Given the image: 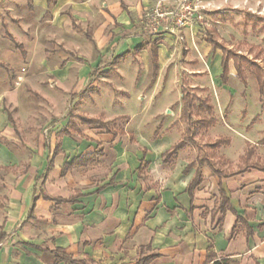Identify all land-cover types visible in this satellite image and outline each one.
Returning a JSON list of instances; mask_svg holds the SVG:
<instances>
[{
  "label": "crops",
  "instance_id": "crops-1",
  "mask_svg": "<svg viewBox=\"0 0 264 264\" xmlns=\"http://www.w3.org/2000/svg\"><path fill=\"white\" fill-rule=\"evenodd\" d=\"M38 2L53 5L40 23L61 36L81 35L73 31L67 10L93 13L97 5V0ZM154 2L101 0L118 32L130 30L122 5L131 13ZM139 42L126 38L121 49ZM19 46L21 51L0 49V64L9 69L0 68V264H67L54 251L84 264H138L148 258L146 264H264L263 168L213 174L188 169L180 153L165 162L174 148L171 139L149 141L133 122L136 115H128L118 134L98 126L70 131L65 93L51 99L56 100L51 108L38 92L41 100L22 88L26 78L17 73L28 66L27 50ZM58 57L53 76L78 94L83 67L61 52ZM96 117L87 120L99 121ZM130 132L136 133L133 140Z\"/></svg>",
  "mask_w": 264,
  "mask_h": 264
},
{
  "label": "rangeland",
  "instance_id": "rangeland-1",
  "mask_svg": "<svg viewBox=\"0 0 264 264\" xmlns=\"http://www.w3.org/2000/svg\"><path fill=\"white\" fill-rule=\"evenodd\" d=\"M38 1L0 0V49L25 45L28 66L17 73L26 78L22 88L41 100L38 92L51 108L56 104L51 99L65 93L68 105L62 113L68 130L82 131L89 127L83 119L98 115L118 134L128 115H136L133 122L149 141L171 139L176 150L167 161L180 153L188 169L208 168L220 175L264 169V99L259 93L262 88L264 94V0H190L191 10L185 12L180 10L185 0H154L131 13L122 5L130 24L126 32L116 30L119 25L97 0L93 13L65 12L79 36H61L41 24L53 5ZM171 13L184 15L186 27L173 29L177 16ZM148 17L159 31L144 30ZM212 32L219 37L216 49L207 42ZM130 37L140 42L121 49ZM60 52L83 67L78 94L70 86L64 90L52 74L60 66ZM223 53L229 59L225 86L220 80ZM123 114L127 117L116 118ZM256 123L263 125L260 130H253ZM135 136L130 132L132 140Z\"/></svg>",
  "mask_w": 264,
  "mask_h": 264
},
{
  "label": "trees",
  "instance_id": "trees-1",
  "mask_svg": "<svg viewBox=\"0 0 264 264\" xmlns=\"http://www.w3.org/2000/svg\"><path fill=\"white\" fill-rule=\"evenodd\" d=\"M46 2H47V4L49 5V4L51 3V0H46ZM212 36H214V33H213V32L209 34V37H210L211 40L208 38V39H207V40H208L207 42H208V44L211 46V49H214V48L216 49V48H217V47H216V43H217L216 39H219V37L216 35V36L213 38ZM15 49L21 51V47H20L19 45H15ZM21 53H22V52H21ZM156 58H157L156 53H153V62H154V64H155V65H154V69L157 68ZM228 62H229V59H228L227 56L223 53V56H222V59H221V75H220V80H221V82H222L223 85H226L227 80H228V73H229V72H228ZM0 68H3L5 71L9 72V69H8L7 65H5V64H0ZM240 73H241V72L237 70V74H238L239 77H240ZM259 93H260V95H261V96L263 97V99H264V94H263L262 88H260ZM183 101H184V99H183ZM263 109H264V102H263ZM181 113H182L183 116H185V114H186V110H185V106H184V105H183V109H182V112H181ZM83 120H84L83 124H85V125H89V126H91V125L98 126L99 129H103V130L109 132L110 134H115L114 132H112L111 130L108 129V125H110L109 123H101V122L98 121V120H92V119H90V120L83 119ZM120 134H121V133H120ZM175 150H176V149L173 148L172 151H171V153H167V154L164 155V157H165V160H164V161H165V162H166V160L168 159V157L174 153ZM193 186H194V185L191 184L190 187H189V189L192 188ZM31 217H32V211L29 212L27 218H31ZM3 238H4V237H3L2 235H0V241H1ZM53 254H54V256H55V258H56L57 260L64 261V262L67 263V264H84L83 262H80V261H73V260L70 259L69 257H67V256H65V255H62V254L59 253L58 251H54ZM150 259H151V258L144 259V260L140 261L138 264H146ZM207 261H209V262L213 261V259H212V255H209ZM214 264H235V263H233V262H231V261L223 260V261H214Z\"/></svg>",
  "mask_w": 264,
  "mask_h": 264
},
{
  "label": "built area",
  "instance_id": "built-area-1",
  "mask_svg": "<svg viewBox=\"0 0 264 264\" xmlns=\"http://www.w3.org/2000/svg\"><path fill=\"white\" fill-rule=\"evenodd\" d=\"M189 1L190 0H185L183 2L182 6L180 7L181 11L185 12V11H190L191 10ZM175 15L177 16V18L174 20V23H173L174 28L173 29L181 30L184 27H186L187 21H186L185 16L184 15H178V14H173L172 15V13L170 14V16H175ZM143 25H144V30L146 32H149V33H153V32L155 33V32L160 30V28H158V26H155L156 22H155V25H154L153 20H151V17L146 18L145 19V23ZM161 31H162V29H161Z\"/></svg>",
  "mask_w": 264,
  "mask_h": 264
}]
</instances>
